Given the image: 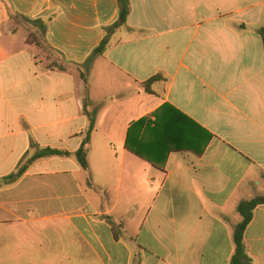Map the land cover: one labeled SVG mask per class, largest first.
Returning <instances> with one entry per match:
<instances>
[{"label":"crops","instance_id":"crops-1","mask_svg":"<svg viewBox=\"0 0 264 264\" xmlns=\"http://www.w3.org/2000/svg\"><path fill=\"white\" fill-rule=\"evenodd\" d=\"M128 1L84 83L77 66L118 18L117 0H0V264H229L237 204L264 195V0ZM23 20L45 23L66 71L18 37L33 32ZM85 98L96 116L83 170ZM158 112L159 127L135 128ZM31 141L70 155L3 183ZM176 143L184 150L166 151ZM91 193L148 198L133 237ZM244 246L264 264V205Z\"/></svg>","mask_w":264,"mask_h":264},{"label":"trees","instance_id":"trees-1","mask_svg":"<svg viewBox=\"0 0 264 264\" xmlns=\"http://www.w3.org/2000/svg\"><path fill=\"white\" fill-rule=\"evenodd\" d=\"M118 4V18L114 23L111 25L103 27V38L100 41L99 45L92 51L91 55L87 58L85 63L82 65V70H80V67L77 66L80 78L86 83V76L87 72L90 68V65L94 58L98 56H102L105 51L109 48L111 38L113 35L122 27H125L127 18L129 15V1L128 0H117ZM38 27V33L36 32H30L27 34L26 37V43L32 44L37 50L39 49L40 45H46L43 41L44 31L46 28V25L42 21H34L33 23ZM259 35L261 36L264 44V26H262L258 30ZM38 34L41 36H38ZM40 37V38H39ZM47 46V45H46ZM48 47V46H47ZM51 49V48H50ZM52 50V49H51ZM55 52V51H54ZM59 54V53H58ZM57 54V55H58ZM59 57V56H58ZM66 64L62 63L60 61H52L51 63H48L46 65V68L49 70H58V71H66ZM162 81L161 76H153L147 81H145L142 84V87L144 91L147 94H154L151 90V86L156 83ZM88 106L87 99L85 98L83 101V113L87 117L88 121V127L85 131L83 140L77 149V151L74 153V157L79 164V166L86 170L88 167L87 163V147L89 144L91 133L95 129V116L96 112L89 113L86 111V107ZM172 111L173 114H177L178 116H182L179 112H177L175 109L165 105L161 108L164 113L166 111ZM156 121L151 123L150 121H147L146 119H141L140 121L135 123V128L144 125L147 128L153 127V129H156L155 127H159V112L155 113ZM185 118V117H184ZM167 126V125H165ZM163 127L162 129H165L166 127ZM164 131V130H163ZM165 132H163L164 134ZM184 133L179 131L178 133V140L181 141V137H183ZM180 144H172L166 147V151L169 152L170 150H184L181 148H185V146ZM127 147L129 150H131L136 156L142 157L141 153L137 151L136 147L131 148L128 144ZM30 150L33 151V154L29 155L28 153L25 154L22 159L20 160L19 164L17 165L14 172H12L10 175L2 179L3 183H12L17 181L23 174L28 170V168L35 163L38 160L54 157V156H69L70 154L61 151L58 149H52V148H39L34 142H30L29 145ZM264 205V195L263 196H256L254 198L248 199V200H242L240 201L236 206V212L240 218L239 222L234 226L233 230V244H234V252L230 258L229 264H253V260L250 258V256L247 254V251L244 246V233L248 225L253 219V213L254 210Z\"/></svg>","mask_w":264,"mask_h":264},{"label":"rangeland","instance_id":"rangeland-1","mask_svg":"<svg viewBox=\"0 0 264 264\" xmlns=\"http://www.w3.org/2000/svg\"><path fill=\"white\" fill-rule=\"evenodd\" d=\"M24 24L29 25L32 28V31L35 33H38V27L36 25H33L32 23H26L27 21H24ZM12 25V24H10ZM18 37L22 40L26 35H27V30L26 27H21L18 28ZM38 36H40L38 34ZM41 37V36H40ZM39 37V38H40ZM39 52H40V58L41 60H46L47 64L51 63L52 61H60L58 55L56 52L51 50L49 47L46 45H40L39 47ZM90 196L93 198V202L95 203V207L98 209H109L110 207L114 206V209L111 213V215H108V217L112 219L116 218H122V220L125 222V236L126 238H129L130 236L133 237L136 230L138 229V224L142 221V218L145 214V207L147 206L146 203H148V198L145 196V199H134L135 195H123L121 194H116V195H108V199L106 198L107 195H101L99 193H91ZM116 196V199H115ZM112 198V200H111ZM136 198V197H135ZM138 207V208H137ZM139 252L141 255V251H136Z\"/></svg>","mask_w":264,"mask_h":264}]
</instances>
